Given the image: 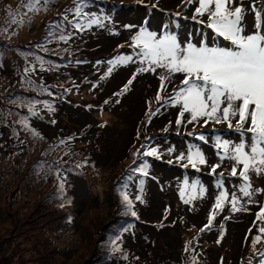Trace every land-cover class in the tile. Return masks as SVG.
<instances>
[{
    "label": "rangeland",
    "instance_id": "1",
    "mask_svg": "<svg viewBox=\"0 0 264 264\" xmlns=\"http://www.w3.org/2000/svg\"><path fill=\"white\" fill-rule=\"evenodd\" d=\"M28 1L0 0V30L3 25L12 22V13H17L15 17L19 23V27L9 25L0 33L10 42L0 46V117L8 112L25 121L39 118L41 115L32 114L35 107L29 114L16 110L23 107L26 100L39 106L46 95L55 97L54 94L60 93L50 87H38L37 81L41 80H28L26 75L36 77L47 64L64 67L60 60L71 56L74 46L80 48V55L90 59V62L103 55L110 59H101L96 63L103 77L95 80L98 74H94L90 79L96 81L94 85L85 83L83 89L75 88L67 96L71 102L78 103L66 105L76 109L77 113L69 114L68 109L62 108L57 111L48 109L44 118L55 124L54 127H47L44 121H36L40 128L39 137L28 135L29 143L18 151L19 155H16L17 150L13 154L0 155V264H188L190 256L182 257L178 244L191 247L192 242L201 243L208 254L226 257L227 261L223 264H257L264 241V234L260 232L264 228V218L254 229L251 222L264 205V174L248 173L252 188L261 190L254 192L251 202L240 192L244 184H239L234 177L222 179L217 175L222 174L219 171H232L234 161L229 155L232 154V146L240 143L239 139H220L221 144L229 142L226 157L212 150L202 152L206 163L197 164L203 170L219 165L215 173L209 171L212 182L197 169L189 173L181 170V165L170 162L187 161L186 158L178 160L177 156L184 153L186 157L189 150L177 147L167 138L164 144L154 141L148 150H155L156 156H150L153 160L147 163L148 174H153V180H146L140 200L136 199V192L132 193V210L125 207L121 197L120 186L136 172L130 169L143 167L142 162L149 157L143 155L144 139L152 137V134L158 138L166 134L167 128L173 127V120L168 108L163 106L165 112L154 114L148 124L143 121L144 113L158 101L161 102L156 100L157 95L153 98L154 93H148H152L156 86L161 87L163 69L158 68L155 73L139 72V68L147 65L140 63L138 55L134 58L135 63L109 64V61L130 54L126 47L132 43L131 37L141 23H144L142 27L158 35L171 32L183 42L191 38L192 42L198 43L203 32L201 23L187 18L195 13L198 6L196 0L192 3L187 0H159L164 10L177 11V15L187 18H177L176 29L171 16L157 11L159 2L114 0V3L104 5L114 9L113 13L106 9V16L110 19L91 9L89 14L94 15L93 18L98 17L102 26L92 24L89 27L87 22L85 32L69 41L61 39V28L64 26V15L72 12L78 0H48L47 3L40 0L36 5L38 10L27 9L19 14L17 8H23ZM255 1L235 0L234 5L242 4L245 8L244 23L249 34L255 28L252 23L255 6L251 5ZM169 3L175 5L169 8ZM75 11L70 14L75 15ZM197 18L199 21L207 20V16ZM125 25L134 27L128 29ZM219 40L224 41L222 38ZM224 43L227 47L230 45L226 41ZM109 68H112L111 73ZM88 75L91 77V74ZM133 77L132 84L124 91ZM181 78V74L177 73L166 80V93L179 86ZM65 85H70V80ZM25 92L37 95L28 96ZM170 97L166 96L169 109L180 108L179 105L173 106ZM147 118L144 117V120ZM211 121L215 120L209 119L205 124L204 119H200L199 125H209ZM217 126L222 129L228 127L223 121ZM137 128L140 134L135 132ZM85 132L86 136L79 139L81 143L72 149L66 148L62 142L64 139H61L62 143L50 147L49 152L43 151L47 143L56 142L60 136L81 137ZM246 136L245 141L250 140V136ZM77 159L83 160L81 171L72 165ZM156 161L164 162L159 165ZM43 165H49L50 172ZM240 166L235 165L237 170ZM66 171L72 173L68 183H65ZM180 172L187 174V185ZM49 174L51 181L47 182ZM215 178L223 181L215 184ZM194 182H197L196 191L191 187ZM61 183L63 190L60 189ZM176 184L178 187L173 189L172 185ZM201 187L203 193L199 191ZM221 192L227 193L222 201L224 207L219 214H214L221 217H214L209 224L205 213L214 206ZM233 194L239 199V211L232 210L230 201ZM186 200L188 203H185ZM249 207L251 213L248 212ZM133 211L151 221V226L143 230L138 227L131 229L124 239L113 243L111 252H115L114 255L106 254L112 232L120 225L119 218H130ZM164 211H168L169 215H165ZM256 236L261 239L253 246ZM208 254L199 255L192 264H214Z\"/></svg>",
    "mask_w": 264,
    "mask_h": 264
},
{
    "label": "snow or ice",
    "instance_id": "2",
    "mask_svg": "<svg viewBox=\"0 0 264 264\" xmlns=\"http://www.w3.org/2000/svg\"><path fill=\"white\" fill-rule=\"evenodd\" d=\"M44 2L47 3L48 0ZM187 2L192 3L193 0H187ZM196 2L198 7L195 8L192 19L207 15V20H201L199 23L210 29L216 37L229 42L231 46H210L203 32L200 34L201 40L194 43L191 38L183 42L175 33L166 32L158 35L145 27L139 28L136 34L132 35L131 46L139 50L137 54L141 57L140 63L147 65L139 68V72L155 73L158 68L164 70V74L160 76L161 91L164 89V82L173 74H181L182 87L175 89V95L169 98L173 106H180V118H183L185 113H189L188 123L204 119L206 124L209 119H214L218 124L222 121L227 123L229 129L233 127L232 119L236 118L235 131L241 133L242 139L240 143L232 146V154L229 155V158L234 161L231 174L236 176L235 165H242L239 175L246 183L240 188V192L251 202L254 192L261 190L252 188L248 173L252 171L264 174V9H252L255 16V31L249 34L244 23L246 10L242 4L234 6L235 0H196ZM39 3L40 0H29L25 7L35 11L38 10L36 5ZM73 7L76 9L75 15H83L79 5L74 4ZM15 15L17 13L11 14L13 22ZM64 18L67 19L66 16ZM105 19L110 17L106 16ZM92 24L102 26V21L96 17L89 21L88 26ZM124 27L131 29L134 26L125 25ZM61 39L65 37L61 36ZM129 62L135 63L131 55L118 56L110 60L109 64ZM111 71L112 68H109L108 72L111 73ZM133 79L135 77L128 81L124 91L128 90ZM161 99L158 92L157 100ZM181 122L182 119L179 118L176 121L177 124ZM247 133L251 136L250 140L245 141L243 136ZM199 138L204 140L202 135ZM217 143L218 147L224 148L225 154L228 155L229 142L223 141L221 144L218 140ZM143 155L153 156L155 150H145ZM185 158L193 168L197 163L201 165L206 163L203 153L199 150L194 152L189 150L186 157L184 153L177 156L178 160ZM216 167L219 165L212 167L213 173ZM147 168L148 165L145 163L143 167L130 169V171H139L147 176ZM184 183L187 185L188 181L185 180ZM191 187L193 191H196L197 182H194ZM63 188L64 185L61 183L60 189L63 190ZM199 191L203 193L204 189L201 187ZM183 195L184 193L181 192L182 197ZM226 197L227 193L221 192L216 198L215 207L221 208L222 201ZM136 199L140 200L141 197L137 196ZM123 200L128 210H131L132 202L126 194ZM185 203L188 201L186 200ZM230 203L233 211L240 210L237 207L239 199L235 194ZM131 214L136 216L134 211ZM257 218H264V205L257 213ZM212 219L214 216L209 217V224ZM260 232L264 234V228H261ZM260 239V236L254 237L253 246ZM258 257L257 264H264V251H261Z\"/></svg>",
    "mask_w": 264,
    "mask_h": 264
},
{
    "label": "trees",
    "instance_id": "3",
    "mask_svg": "<svg viewBox=\"0 0 264 264\" xmlns=\"http://www.w3.org/2000/svg\"><path fill=\"white\" fill-rule=\"evenodd\" d=\"M104 2V1H99ZM77 113L76 111H70L69 114ZM8 114L6 112L5 116L0 117V155L4 156L6 153L13 154L15 150H17L16 155H19V150L24 147L25 144L29 143L28 135H30L33 138L39 137L37 135H40V128L38 129V125L34 124L33 122L20 120L19 118L14 117V113ZM24 122V123H23ZM29 122L30 126L28 123ZM36 135H35V134ZM35 140V139H32ZM5 143V144H2ZM50 147H52V144L47 143V146L43 149L47 150L49 152ZM9 148V151L7 150ZM16 162L19 161V159L16 158ZM47 172H50L47 168L49 165H43ZM50 175V174H49ZM57 178L58 175H57ZM46 181H51V175L46 176ZM208 253V251H207ZM209 258L213 260V263H215V260L217 259V254H208ZM210 259V260H211Z\"/></svg>",
    "mask_w": 264,
    "mask_h": 264
}]
</instances>
